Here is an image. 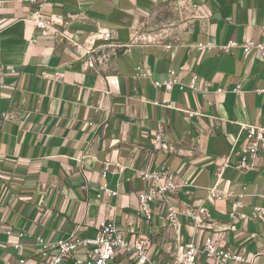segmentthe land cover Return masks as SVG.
<instances>
[{"label": "crops", "instance_id": "crops-1", "mask_svg": "<svg viewBox=\"0 0 264 264\" xmlns=\"http://www.w3.org/2000/svg\"><path fill=\"white\" fill-rule=\"evenodd\" d=\"M33 9L0 0V264H44L43 244L75 231L94 238L102 219L140 223L141 169L173 176L179 210L208 211L197 243L212 237L264 264V216L252 218L264 208V151L254 170L235 168L247 142L239 124L264 128V58L240 47L263 40L264 0H47L43 13L68 22L72 41L43 38L26 20ZM100 32L109 36L97 51L104 60L90 69L73 42L88 45ZM147 34L158 39L145 42ZM229 42L238 46L221 51ZM168 72L182 91L153 85ZM159 129L171 152L152 149ZM178 221V242L160 217L143 223L150 255L167 262L194 233Z\"/></svg>", "mask_w": 264, "mask_h": 264}, {"label": "built area", "instance_id": "built-area-1", "mask_svg": "<svg viewBox=\"0 0 264 264\" xmlns=\"http://www.w3.org/2000/svg\"><path fill=\"white\" fill-rule=\"evenodd\" d=\"M46 1L29 0L34 9L26 20L33 24L43 38L61 36L72 41L67 38L64 32V27L68 25V22L57 20L53 16L43 13ZM2 28V20L0 19V30ZM259 28L263 40L258 43L247 42L240 47L243 48L244 53L256 50L264 58V22ZM163 34L159 36L161 37ZM142 39L145 42H153L158 37L147 34L142 36ZM95 40L102 41L103 44L98 45L94 42ZM108 40V34L100 32L96 34V38L93 37L89 40L88 45H78L75 42L73 44L76 53L80 57L86 58V67L93 69L97 63L104 60V56H97V51L105 47ZM35 42V39L29 41L31 44ZM236 46H238L236 43L229 42L220 47V50L229 53L231 48ZM210 47L211 45H199L200 49H209ZM137 71L141 73V67L137 68ZM195 81L194 76L189 85L191 89L195 88ZM153 85L156 88H164L167 92L174 88L180 91L183 89V85L173 78V72H168L164 81L154 82ZM182 114L186 117L193 115L188 111H182ZM163 122V120L160 121L161 124ZM239 126L240 132L246 134L247 142L245 147L237 153L239 160L235 168L240 174H244L255 169L254 161L264 151V128L247 124H239ZM152 149L163 150L167 153L172 151V148L165 144L161 129L156 132L152 140ZM109 165V162H105L102 177L106 176ZM226 168H228L227 159L220 166L218 177L222 176ZM139 179L145 184V190L138 194L140 223L129 222L125 228H119L113 220H99L96 224L98 233L94 238L81 239L75 231L64 240L43 244L39 256L44 264H242L245 262L253 264L256 254L248 257L244 248L238 250L219 248L217 241L212 237L204 238L201 243L195 241V233L202 228L204 221L209 217V213L203 207L185 211L178 209L174 201L178 187L172 175L166 172L141 169L139 170ZM101 190L108 197L116 195L106 186H101ZM208 196L211 199L219 200L221 198L215 188L209 190ZM179 215L187 219L186 226L192 229L194 233L190 234L185 243L176 244L175 251L170 254V259L167 262L163 261L160 255H155V257L150 255L152 244L150 238L141 231L143 223H149L155 217H160L165 221L166 226L173 231L176 242H178L181 230L178 221ZM261 216H264V208L255 209L252 218L258 219ZM231 217L234 218L235 216L231 214ZM78 230L80 227L77 228ZM13 247L17 251L23 249L21 243L13 244ZM17 264H26V260L21 259Z\"/></svg>", "mask_w": 264, "mask_h": 264}, {"label": "rangeland", "instance_id": "rangeland-1", "mask_svg": "<svg viewBox=\"0 0 264 264\" xmlns=\"http://www.w3.org/2000/svg\"><path fill=\"white\" fill-rule=\"evenodd\" d=\"M146 227H147V228H146V230H145V233H147V232H148V230H149V229H148V226H146Z\"/></svg>", "mask_w": 264, "mask_h": 264}]
</instances>
